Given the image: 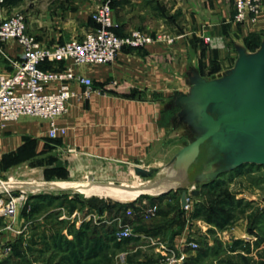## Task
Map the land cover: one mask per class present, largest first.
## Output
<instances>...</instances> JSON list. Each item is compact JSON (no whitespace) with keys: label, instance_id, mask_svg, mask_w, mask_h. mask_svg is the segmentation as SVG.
I'll return each mask as SVG.
<instances>
[{"label":"crops","instance_id":"crops-1","mask_svg":"<svg viewBox=\"0 0 264 264\" xmlns=\"http://www.w3.org/2000/svg\"><path fill=\"white\" fill-rule=\"evenodd\" d=\"M107 1L4 0L0 23L8 14H21L26 33L53 47L82 39L93 27L91 13L95 6ZM262 4L257 25L251 27L248 22H234L233 0H112V16L120 35L139 30L148 35L164 33L182 38L172 45L153 43L139 50L123 49L109 65L76 67L77 75L92 81L93 92L86 99L83 88L73 86L78 96L69 101L66 115L57 120L65 134L49 139L45 121H22L25 118L16 125L0 126V174L7 172L3 167L5 156L19 151L26 142L33 143L40 135L43 145L46 142L62 153L63 162L68 164L66 176L80 173L87 161L97 166L152 167L154 161L171 151L168 133L176 135L178 130L171 126L174 110L168 106L169 94L188 91L184 77L190 68L197 69L202 77L231 68L237 57L234 46L246 48L244 39L248 35L264 40V0ZM207 38L209 43L205 42ZM2 45V52L11 62L20 59L16 41ZM43 68L49 70L51 66ZM33 124L36 127L32 128ZM181 232L182 237L173 240L171 247L185 254L184 238L190 230L186 225ZM144 234H137L142 241ZM247 237L243 227L235 228L233 240Z\"/></svg>","mask_w":264,"mask_h":264},{"label":"rangeland","instance_id":"rangeland-1","mask_svg":"<svg viewBox=\"0 0 264 264\" xmlns=\"http://www.w3.org/2000/svg\"><path fill=\"white\" fill-rule=\"evenodd\" d=\"M35 5L39 8L40 4L35 1ZM257 22L250 26L255 27ZM257 39L255 34L248 35L244 39V44L250 50L254 49ZM2 46L0 44V75H7L12 72V64L4 51L2 52ZM22 121L42 120L25 118ZM18 123L19 121L0 122V126L5 127ZM31 126L36 127L34 124ZM180 132L177 130L176 135L168 133L167 145L171 151L160 156L158 161H154L152 167L141 166L144 169L157 170L151 179L137 177L128 170L126 165L97 166L91 161L85 162L80 173L66 176L64 171L68 164L63 162L62 153L56 151L55 148L51 149L52 147L46 142L43 145L41 135L34 138L33 143L26 142L19 151L5 156L3 167L7 172L0 174V181L4 183L0 185V191L28 192L19 188V185L32 186L37 190L30 192L27 200L18 205L14 223L11 224L13 231L22 232L14 237L21 240L20 249L22 252L24 249L27 259L26 261L23 259L9 261L11 250L9 255L0 257V264H64L63 260H67V253L55 251L52 238L54 239L57 232H61L65 240L73 241L74 232L80 230L84 224H91V227H96L102 232H113H110L111 238L115 244L120 246L106 253L101 251L90 261H83L80 264H167L172 255L175 257L183 255L184 260L181 264L186 261L188 264H264V214H259V212L264 213V168L248 165L223 176L220 178L223 186L213 194L205 191L202 200L190 197V206L187 210L179 207L182 209L180 211L178 208L181 189L160 196H157L160 190H150L144 193L147 195L144 196L145 198H140L137 194L139 189L155 185L166 175L164 173L166 170L168 172L167 166L174 154L186 142ZM198 170L201 169H197L194 173L196 174ZM193 175L190 181L182 186L188 191L194 189L191 182ZM60 184L79 185V191L69 188L53 189L54 185ZM39 188L49 190L40 192ZM110 192L115 193L110 195ZM227 194L229 197L226 198ZM220 197H224L229 204L222 207V213L227 220L223 218V222H226L225 225L224 223L221 225V229L206 223L202 218L191 217L195 204L207 203L210 200L216 201ZM90 198L94 205H99L101 201H115L123 204L134 202V206H129L120 212L98 213L87 204ZM153 205L156 206L155 214L149 218H143L140 214L141 210ZM33 209H36V212L30 214ZM127 210L133 212L132 216H127ZM122 225L130 227L132 236L117 241L115 234ZM186 225L190 232L184 238L185 254H183L173 249L171 242L182 237L181 230ZM202 227L206 230L203 231ZM236 227L244 228L248 235L246 240H233ZM2 228L3 225L0 223V229ZM140 228L150 231L149 234L143 235L145 239L143 241L140 239L141 236L137 235ZM250 228L254 230L253 234H248ZM11 233L3 229V234L7 238H11L13 235ZM40 236L45 239L42 240ZM32 240L34 242L31 244ZM236 241L239 243L235 245ZM113 242L109 245L111 246ZM190 243L196 247H189ZM217 243L220 244L219 247ZM204 245L213 251H210L208 256L198 259V250ZM64 249H68L66 244ZM169 251L172 252L169 253ZM67 264L73 263L67 262Z\"/></svg>","mask_w":264,"mask_h":264},{"label":"built area","instance_id":"built-area-1","mask_svg":"<svg viewBox=\"0 0 264 264\" xmlns=\"http://www.w3.org/2000/svg\"><path fill=\"white\" fill-rule=\"evenodd\" d=\"M263 0H233L234 22H248L255 25L262 12ZM4 0H0V7ZM94 26L82 39H71L61 45L48 47L41 44L34 36L26 33L24 16L12 15L0 23V44L9 40L17 42L20 59L11 62L13 72L10 76H0V122L12 123L21 118H36L48 125L49 139H57L65 134V130L57 125V120L64 117L68 111V103L77 98L74 85L83 88V96L88 99L93 92L92 81L74 71L76 67L93 65H109L115 62L117 55L123 49L139 50L153 43L172 45L181 35L155 33L148 35L139 30H131L118 36L115 30L119 28L113 20L110 1L97 4L91 13ZM209 43L210 39H205ZM51 69H44V66ZM15 183V182H13ZM4 184L0 181V185ZM9 184V183H8ZM30 192L21 190L0 191V255L11 253L13 237L21 231H13L18 205L27 200ZM190 206L187 198L185 210ZM156 206L142 209L143 218L153 216ZM127 216L133 212L127 210ZM3 229L11 231L12 238L3 234ZM117 241L128 239L132 231L128 225H122L115 234ZM195 248L196 245H188ZM164 249V248H163ZM172 251H169L171 253ZM184 256L172 255L167 264H181Z\"/></svg>","mask_w":264,"mask_h":264},{"label":"water","instance_id":"water-1","mask_svg":"<svg viewBox=\"0 0 264 264\" xmlns=\"http://www.w3.org/2000/svg\"><path fill=\"white\" fill-rule=\"evenodd\" d=\"M234 49L237 57L231 68L211 77L190 68L184 77L188 91L168 96L174 110L172 129L180 130L186 142L174 154L167 174L150 189L160 190L157 196L181 189L182 209L188 197H198L201 186L221 175L247 164L264 166V40L254 52L240 45ZM127 168L142 179L157 173L135 165ZM191 175L194 189L188 191L182 186Z\"/></svg>","mask_w":264,"mask_h":264},{"label":"trees","instance_id":"trees-1","mask_svg":"<svg viewBox=\"0 0 264 264\" xmlns=\"http://www.w3.org/2000/svg\"><path fill=\"white\" fill-rule=\"evenodd\" d=\"M112 0H110V6L112 9ZM93 24V22H92ZM94 26V24H93ZM115 33L118 36H122L123 34H119L118 29L115 30ZM258 41L256 42V46L254 49H249L247 46V50L254 52L256 49L259 48V45L261 43V41L259 39H257ZM128 50V49H127ZM253 166L250 164L247 165H243L237 169H241L245 166ZM257 166V165H256ZM258 167H262L264 168V166H258ZM235 169V170H237ZM234 170V171H235ZM233 172V171H231ZM229 172V173H231ZM227 173V174H229ZM221 175L219 178H217L215 181L201 186L199 188V195L198 197H196L199 200L204 199V193L205 191L210 192L211 194H213L214 192H216L217 189L221 188L223 186V184L220 181V178H222L223 176L227 175ZM182 191V190H181ZM226 198L229 197V195L227 194L225 196ZM140 198H145L144 196H141ZM148 198V197H146ZM92 198H90L89 200H87V204L89 205L90 208L94 209L95 211H97L98 213H103L104 211H108V212H120L125 210L126 208H129V206H134V202H129L127 204H123V203H119V202H115V201H101L102 203H99V205H94L92 203ZM82 203V202H81ZM225 205H229L227 200L224 199V197H220L218 198L216 201H212L210 200L207 203L201 202L199 204H195L194 205V209L192 212L191 217L194 219L197 218H202L206 223L221 229V225H225V222H223V218L226 219V216L222 213L223 209L222 207ZM180 207V202L178 203V208ZM179 210L181 211L182 209L179 208ZM36 209H33L30 214L35 213ZM203 213V214H202ZM259 214H264L262 212H259ZM259 216V215H258ZM227 220V219H226ZM221 222V223H220ZM91 224H84L80 230L75 231L74 232V240L73 241H67L64 239L63 235L61 234V232H57L54 235V239L52 238V244H53V249H55V251H58L60 253H67V260H63L64 264H67V262H72L73 264H80L83 261H90L93 257L97 256L99 253L104 252L106 253L109 250H112V248L114 247H118L120 246L119 244H115L111 238V233L113 232H108V231H101L100 229L96 228V227H91ZM140 231H144L146 233H150L149 230H146L144 228H140ZM151 232H153L152 234H154L155 232L152 230ZM254 230L252 228L248 229V234H253ZM43 239H45L44 237L40 236ZM59 240V241H58ZM20 239L15 238V240L13 241L12 244V254L11 257L9 259L10 260H14V259H23L24 261H26V254L25 251L23 249V252L20 249ZM34 241H31V244ZM87 242V244H86ZM110 242H113L112 245L110 246ZM260 242V241H259ZM239 242L236 241L234 244H238ZM48 244V243H47ZM66 244V246H68V249H64V245ZM108 244V245H107ZM256 244V243H255ZM219 243H217V246L219 247ZM49 246V245H48ZM47 246V248H48ZM212 252L213 249H210L207 245H204V247H202L200 250H198V259H201L203 257L208 256L209 252ZM249 251V250H248ZM26 263V262H25ZM184 264H188L187 261Z\"/></svg>","mask_w":264,"mask_h":264},{"label":"bare ground","instance_id":"bare-ground-1","mask_svg":"<svg viewBox=\"0 0 264 264\" xmlns=\"http://www.w3.org/2000/svg\"><path fill=\"white\" fill-rule=\"evenodd\" d=\"M165 174H167V170L165 171V173H164V175ZM156 184V183H155ZM23 186V187H22ZM154 186V185H153ZM153 186H151V185H148V186H146V187H144V188H142V189H139L138 190V195H141L142 193H146V192H148V191H150L151 189V187H153ZM19 188H21V189H24V190H26V191H28V192H34L35 190H37V188H35V187H32V186H24V185H19L18 186ZM25 187V188H24ZM62 188H69V189H72V190H77V191H79V185L78 186H75V185H72V186H70V185H66V184H60V185H54L53 186V189H58V190H60V189H62ZM95 189V188H94ZM108 189V188H107ZM40 192L41 191H47V190H49L48 188H39L38 189ZM93 190V189H92ZM53 191V190H52ZM109 191V190H108ZM107 191V192H108ZM125 191V190H124ZM104 192V191H103ZM106 193V192H105ZM114 193L115 192H110V195L112 194V195H114ZM129 193V192H128ZM141 193V194H140ZM106 194H109V193H106Z\"/></svg>","mask_w":264,"mask_h":264}]
</instances>
